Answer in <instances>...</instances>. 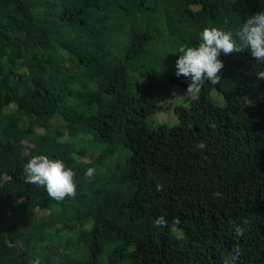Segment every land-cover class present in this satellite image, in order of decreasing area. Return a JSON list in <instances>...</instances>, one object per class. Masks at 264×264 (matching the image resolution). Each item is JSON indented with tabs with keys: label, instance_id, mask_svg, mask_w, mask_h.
Masks as SVG:
<instances>
[{
	"label": "trees",
	"instance_id": "obj_1",
	"mask_svg": "<svg viewBox=\"0 0 264 264\" xmlns=\"http://www.w3.org/2000/svg\"><path fill=\"white\" fill-rule=\"evenodd\" d=\"M225 11L238 30L264 0H0V264H264V65L221 54L176 124L146 122L191 83L157 63L174 24L230 31ZM36 155L74 170L75 197L25 182Z\"/></svg>",
	"mask_w": 264,
	"mask_h": 264
},
{
	"label": "clouds",
	"instance_id": "obj_2",
	"mask_svg": "<svg viewBox=\"0 0 264 264\" xmlns=\"http://www.w3.org/2000/svg\"><path fill=\"white\" fill-rule=\"evenodd\" d=\"M200 39L202 42L196 46L180 47L174 64L176 77L183 76L191 82L187 91H199L206 82H218L224 68L221 54L227 56L248 50L258 64L264 65V11L248 15L235 33L218 27H205L200 33ZM256 76L264 79V71L258 72ZM206 147L204 141L196 145L201 150ZM23 171L26 183L45 187L49 196L56 201L75 197L77 193L76 173L62 159L36 155L27 161ZM94 174V168H88L85 172L88 178ZM156 223L164 226L167 220L161 216ZM236 232L243 235L240 228H236ZM34 264H40L39 258Z\"/></svg>",
	"mask_w": 264,
	"mask_h": 264
},
{
	"label": "rangeland",
	"instance_id": "obj_3",
	"mask_svg": "<svg viewBox=\"0 0 264 264\" xmlns=\"http://www.w3.org/2000/svg\"><path fill=\"white\" fill-rule=\"evenodd\" d=\"M200 5H191L190 9L192 12H195L199 10ZM231 16V20L228 22L233 29H230V31H233L234 33L237 31V27L234 25L233 17L230 14V11H225L222 14V19H225L226 17ZM192 19V17H189ZM174 27L178 29V31L181 33V44L179 48H174V50L170 51L168 54L164 55L161 53V56L159 60L157 61L159 67L163 71H168L170 74L175 75L174 73V64L175 61L179 55V49L180 47H185V46H196L198 45L199 42V35H197L198 32H195V23L192 21L191 23H186L183 24H178L175 23ZM200 27H211L206 25L203 21L200 22ZM195 41L193 44H189L190 41ZM172 53H177V54H172ZM68 66V64H66ZM214 91H216L215 88H213ZM195 96V91H186L182 87H177V86H171L170 89V96L167 97L166 99L162 100L158 106V109L154 114L149 116L146 119V122L149 126H157L158 124H166L169 126H172L177 123V119L173 111H167L172 104L175 105H183L185 101H188L190 98ZM92 153H90L88 156H86L83 160L84 161H89L92 157ZM128 157V152L122 147L120 143L117 144V152L115 154V160L116 162L122 161Z\"/></svg>",
	"mask_w": 264,
	"mask_h": 264
}]
</instances>
